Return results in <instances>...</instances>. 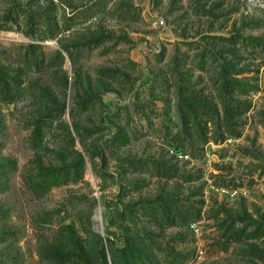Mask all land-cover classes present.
<instances>
[{"label": "rangeland", "instance_id": "rangeland-1", "mask_svg": "<svg viewBox=\"0 0 264 264\" xmlns=\"http://www.w3.org/2000/svg\"><path fill=\"white\" fill-rule=\"evenodd\" d=\"M103 1L41 42L42 70L0 29V264H264V0ZM87 31L106 40L74 47ZM224 95L250 106L233 134ZM157 198L186 219L159 226Z\"/></svg>", "mask_w": 264, "mask_h": 264}, {"label": "trees", "instance_id": "trees-1", "mask_svg": "<svg viewBox=\"0 0 264 264\" xmlns=\"http://www.w3.org/2000/svg\"><path fill=\"white\" fill-rule=\"evenodd\" d=\"M59 4L65 6V0H57ZM4 6L0 12V29H6L8 24H16L18 28H21L22 33L31 38L32 42L25 45L23 62L24 67L27 69L35 68L37 70H42L47 64L45 62V51L43 50V45L41 42L45 40H55L57 43H62V35L65 32H72L73 21L78 17L83 19L92 18L97 12H103L112 16L113 14L106 10V3L103 0H91L89 4L84 5L80 11H76L77 7L68 2L67 5L71 7L68 15H64L63 19L59 20L56 16V7L57 2L55 0H46V4H40V0H1ZM51 10V11H50ZM131 15H134V11L130 12ZM103 34L95 31H87L84 36L83 42L74 43V47H84L88 46H98L103 43L106 39L103 38ZM227 41H231L232 44H235L239 39L238 36H231L226 38ZM62 47L65 48L71 60L75 59L76 50L65 47V44H62ZM61 56V53L57 51ZM101 75L104 77H114L113 73L109 71H102ZM222 88H226L229 91H232L236 88L234 83L223 84ZM187 101L189 110L192 112H199L208 116L220 117L219 110L214 107L212 108L207 104V102L202 99L200 96L189 93L188 97L185 99ZM221 112L223 124L226 127L225 131L233 134V128L231 124L234 120L241 117L249 109V103L241 99H235L223 96L221 100ZM182 111L187 113V108L182 106ZM238 135V134H235ZM158 203V204H157ZM155 204L151 207L148 214L151 219L155 221L159 226H162L164 223L166 225H173L178 219H186L184 210H182L174 201L168 200L166 198H157L152 202ZM232 233V229L227 228L223 231L222 237L223 241L227 240ZM261 258L262 256H258Z\"/></svg>", "mask_w": 264, "mask_h": 264}]
</instances>
